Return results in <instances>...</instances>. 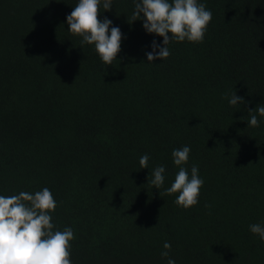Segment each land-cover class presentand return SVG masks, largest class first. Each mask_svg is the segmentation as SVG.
Instances as JSON below:
<instances>
[{"label": "trees", "instance_id": "16d2710c", "mask_svg": "<svg viewBox=\"0 0 264 264\" xmlns=\"http://www.w3.org/2000/svg\"><path fill=\"white\" fill-rule=\"evenodd\" d=\"M199 2L213 14L204 42L174 41L153 63L163 38L128 23L133 0L101 8L124 37L107 66L68 31L78 0H0V195L47 187L72 264H167L165 242L176 264H264L249 231L264 223V117L247 123L264 104V0ZM233 90L250 103L230 105ZM184 146L204 180L188 210L163 194Z\"/></svg>", "mask_w": 264, "mask_h": 264}, {"label": "clouds", "instance_id": "9594fccd", "mask_svg": "<svg viewBox=\"0 0 264 264\" xmlns=\"http://www.w3.org/2000/svg\"><path fill=\"white\" fill-rule=\"evenodd\" d=\"M133 3L134 11L128 23L143 20V29L148 34L163 38L162 44L152 41V51L145 53L148 62L166 60L171 55L168 46L174 41L204 42L213 14L199 0H133ZM112 5L113 0H78L66 17L68 31L80 38L81 45H94L107 66L117 60L124 38L121 29L112 26V20L99 18L101 8L103 12L111 11ZM226 98L232 106L250 103L236 95L235 90ZM248 112V127H259L258 116L264 117V104ZM190 151L189 146L172 151L173 163L179 171L174 182L163 193H178L175 203L185 210L199 203L200 189L204 185L198 166L193 164L190 173L186 167ZM149 160L148 154L142 155L140 168L148 169ZM165 171L163 165L154 167L151 178L148 176V183L158 190L164 187ZM57 206L47 187L35 193L21 191L10 196L0 195V264H72L70 257L74 231L71 227L57 230L52 222V213ZM249 231L264 242V223L250 224ZM163 248L165 250L161 252V257L167 260V264H176L169 256L171 244L165 242Z\"/></svg>", "mask_w": 264, "mask_h": 264}]
</instances>
